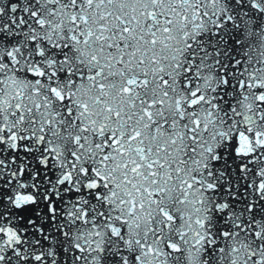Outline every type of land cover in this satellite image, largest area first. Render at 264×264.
I'll use <instances>...</instances> for the list:
<instances>
[{"label":"snow or ice","instance_id":"6c2138e0","mask_svg":"<svg viewBox=\"0 0 264 264\" xmlns=\"http://www.w3.org/2000/svg\"><path fill=\"white\" fill-rule=\"evenodd\" d=\"M0 264H264V0H0Z\"/></svg>","mask_w":264,"mask_h":264}]
</instances>
